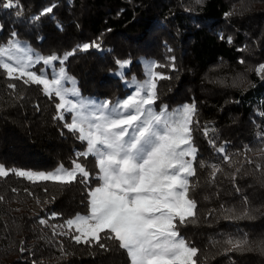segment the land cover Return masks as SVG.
<instances>
[{
	"label": "trees",
	"instance_id": "trees-1",
	"mask_svg": "<svg viewBox=\"0 0 264 264\" xmlns=\"http://www.w3.org/2000/svg\"><path fill=\"white\" fill-rule=\"evenodd\" d=\"M3 3L0 44L13 31L42 55L101 44L102 50H77L65 62L82 95L115 101L130 90L118 72L129 81L142 75L141 58L163 65L157 69L170 79L157 81L154 107L172 110L195 102L198 109L199 126L193 125L192 134L196 174L189 177L196 215L179 225L180 234L199 250L198 264H264L260 251L225 252L222 243L229 236L264 240V73L255 70L264 64V0H18L20 17ZM52 5V13L32 20ZM126 59L129 66L119 69L116 61ZM58 102L45 96L42 86L9 80L0 70V165L33 172L73 167L86 143L64 127L69 113L65 121L54 119ZM209 138L224 146L229 161ZM79 162L92 173L88 187L94 188L99 183L94 159ZM210 165L221 169L214 180ZM0 196V264H130L115 241H103L109 245L104 251L52 235L51 225L88 214L84 184L32 183L10 174L0 178ZM245 210L248 216H241Z\"/></svg>",
	"mask_w": 264,
	"mask_h": 264
},
{
	"label": "snow or ice",
	"instance_id": "snow-or-ice-1",
	"mask_svg": "<svg viewBox=\"0 0 264 264\" xmlns=\"http://www.w3.org/2000/svg\"><path fill=\"white\" fill-rule=\"evenodd\" d=\"M196 2L199 4L202 0ZM54 7L45 8L32 20L39 21L41 16L52 13ZM3 8H16L17 17L22 16L18 0H4ZM231 14L225 13V16ZM2 28L0 25V30ZM227 42L231 44L232 37H228ZM90 48L102 50L101 44L93 41L78 45L63 56L56 53L45 56L21 41L15 31L5 44H0V70L6 77L22 80L25 85L42 86L45 96L59 101L54 119L65 121L64 114H71L70 122L65 121L64 127L86 143V150L76 154L71 169L61 165L53 172L44 173L0 165V178L14 174L32 183L51 181L70 185L79 182L85 185L88 214H76L63 224L51 225L54 237L68 236L75 244L98 246L104 251H109V245L103 241H115L119 249L126 251L130 264H198L199 250L179 231V225L190 222L189 218L196 215V201L189 194V177L196 174L193 162L198 152L192 135L193 125L199 126L196 104H185L174 110H169L167 105H161L159 110L154 107L159 99L157 81L170 79L155 71L164 67L156 62L146 63L143 81L135 77L127 81L125 72L117 73L125 79L126 87L132 89L123 99L113 102L83 97L75 78L67 73L64 65L77 50L87 52ZM171 59L174 61V57ZM116 64L124 70L130 60H117ZM37 65L50 68L51 78L42 70H33ZM170 67L175 70L174 63ZM255 70L258 75L264 73V64ZM66 83L73 86L66 87ZM8 87L15 90L16 85L9 83ZM209 131L208 127L203 129L206 138ZM209 144L226 161L231 159L215 139L209 138ZM89 157L94 159L98 169L94 178L99 183L94 188L88 187L92 173L79 162L80 158ZM210 167L214 180L221 169L217 165ZM256 167L259 169L260 165ZM231 211L234 214V210ZM248 214L245 210L240 215ZM55 216L53 214V218ZM39 223L47 225L45 219H40ZM222 243L227 246L223 249L225 252L258 250L264 253V240L250 241L246 235L229 236ZM61 251L66 255L62 245Z\"/></svg>",
	"mask_w": 264,
	"mask_h": 264
},
{
	"label": "rangeland",
	"instance_id": "rangeland-1",
	"mask_svg": "<svg viewBox=\"0 0 264 264\" xmlns=\"http://www.w3.org/2000/svg\"><path fill=\"white\" fill-rule=\"evenodd\" d=\"M23 42H24V41H23ZM24 43L28 44L27 42H24ZM4 44H5V43H4ZM28 45H29V44H28ZM35 51H36V50H35ZM36 53L41 54V53H39L38 51H36ZM45 56H47V55H45ZM140 61H141V64H142V67H141L142 75H141L140 77H135V76H133V77H135L137 80L143 81V80L145 79V65H146V63H147V62H156V61H155L154 59H152V58H141ZM156 63H157V62H156ZM33 70H42V71H44V72L47 73V75L49 76V78H51V76L53 75L52 70H51L50 68H46V67L43 66V65H37V66H36V69H33ZM155 71L163 74V72L159 71L157 68L155 69ZM133 77H132V78H133ZM132 78H131L129 81H131ZM125 84H126V82H125ZM75 85H76V87H77L76 80H75ZM65 86H66V87H72L73 85H72V84H69V83H66ZM79 92H80V91H79ZM131 92H132V89L130 88L129 92H128L124 97H122V98H118V99H123V98H125L127 95L131 94ZM81 95H82V94H81ZM82 96L85 97V98H91V99H94V100H96V101L107 100V99H100V98H97V97L87 96V95H82ZM116 100H117V99H116ZM116 100H115V101H116ZM115 101H113V102H115ZM182 105H185V104H181V105H179V106H176V107L173 108L172 110L177 109V108L181 107ZM65 114H68V113H65ZM65 114H64V115H65ZM70 115H71V114H70ZM70 120H71V118H70ZM68 122H70V121H68ZM55 170H56V169H55ZM55 170H53V171H55ZM53 171H51V172H53ZM44 173H50V172H44ZM32 207L36 210V209L38 208V203H37V202H33V203H32ZM81 215H87V214H81ZM65 229H66V228H65ZM66 230H67V229H66Z\"/></svg>",
	"mask_w": 264,
	"mask_h": 264
}]
</instances>
